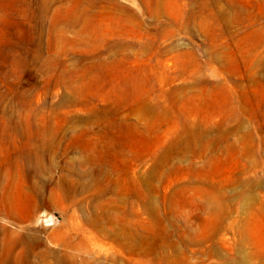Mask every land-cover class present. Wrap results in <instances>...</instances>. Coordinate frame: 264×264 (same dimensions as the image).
Returning a JSON list of instances; mask_svg holds the SVG:
<instances>
[{
    "label": "rangeland",
    "instance_id": "obj_1",
    "mask_svg": "<svg viewBox=\"0 0 264 264\" xmlns=\"http://www.w3.org/2000/svg\"><path fill=\"white\" fill-rule=\"evenodd\" d=\"M0 264H264V0H0Z\"/></svg>",
    "mask_w": 264,
    "mask_h": 264
}]
</instances>
